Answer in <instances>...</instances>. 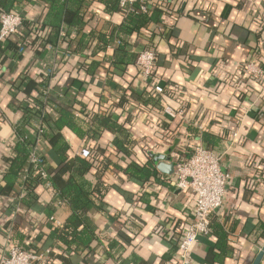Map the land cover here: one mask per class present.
<instances>
[{
  "label": "crops",
  "instance_id": "0c3cea01",
  "mask_svg": "<svg viewBox=\"0 0 264 264\" xmlns=\"http://www.w3.org/2000/svg\"><path fill=\"white\" fill-rule=\"evenodd\" d=\"M149 2L156 20L130 34L120 32L128 54L155 53L149 81L142 80L135 58L113 63L112 33L127 16L124 10L108 13L103 3L90 0L79 30L82 41L73 28L70 37L42 44L50 33L43 24L47 4L14 2L25 21L0 42V258L18 245L49 250L47 264H181L176 247L193 220L195 196L176 187L174 162L197 144L221 156L230 180L223 203L211 215L210 232L193 246L189 264H252L263 246L264 77L246 65L264 70V0ZM100 33L109 38L106 45ZM23 76L41 88L25 82L23 89L16 87ZM156 85L162 88L159 95ZM27 98H33L31 108L38 101L47 117L48 134L39 150L54 184L39 182L20 198L24 186L9 188L4 176L14 155L13 126L23 119L21 104ZM166 106L181 113L169 117ZM59 110L74 115L81 136L66 126L55 130ZM100 115L114 127L99 130ZM50 133L68 144L67 160L54 152ZM116 140H124L127 152ZM84 146L91 165L83 173L77 158ZM151 154L168 157L164 162L173 170L161 172ZM129 162L150 163V175L129 176L124 170ZM71 176L88 191L96 183L106 186L102 198L89 196L85 214L96 239L85 251L67 250L51 235L71 213L60 195ZM217 233L226 234L222 243Z\"/></svg>",
  "mask_w": 264,
  "mask_h": 264
},
{
  "label": "trees",
  "instance_id": "16d2710c",
  "mask_svg": "<svg viewBox=\"0 0 264 264\" xmlns=\"http://www.w3.org/2000/svg\"><path fill=\"white\" fill-rule=\"evenodd\" d=\"M15 1L16 0H0V13L4 11H15L13 9ZM41 1L45 2L48 7L46 19L44 20L43 24L44 26L50 27V33L46 36V38H42V44L57 42V40L61 38L60 31L62 29L65 31V36L63 38L70 37L69 35L71 34V30L75 29L74 35L78 32L77 36L79 37V41H82L84 34H82L79 30L83 27L85 23L84 14L90 0ZM98 1L104 4L105 11L108 13H112L118 11L119 9H122L127 14L124 21L120 25L116 26L115 32L112 33V35H115V52L113 63L125 65L133 61L134 58L136 59L137 54L132 55L127 53V45L126 42L123 40L122 36H120V32L130 34L133 31H138L140 26L146 20H156V18L152 14V10L149 14L141 13L136 10L138 6L137 3H135L132 6L133 9L130 10V8L128 7L121 8L119 5V0ZM21 16L24 23L25 19L23 18L22 14ZM99 38L100 40H102L104 45L108 43L109 38L107 39L104 34L100 33ZM24 82L27 86L32 85L37 90H39L42 86V84L34 83L28 77L24 78L23 76L20 80L17 81L16 87L23 89L22 85ZM21 105L24 111V117L18 124L13 126L14 155L9 159V166L4 176V179L6 180L7 186L9 188H13L15 184H21L22 186H24V194H20V198H24L26 195L32 192L34 186L37 183L49 182L51 185L52 182L54 184V181L50 176V172L47 167L46 157L42 151L41 164L44 165L45 172L47 173V179H42L40 174L34 172H29L25 177V173L27 172V168L29 167L28 159L30 156L31 148L34 145L36 138L32 129V119L35 120L37 117H39L42 113V109L40 106L41 104L38 101H35V105L33 106L34 109L28 106L26 100H24ZM58 112L59 117L52 121V125L55 130L60 131V129L66 126L70 128L73 132H75L77 135L81 136L82 131L75 124L74 115L67 112L66 110H59ZM46 120V114L43 113V123ZM96 122L99 130H110L114 127L113 122L110 120V118L104 115L96 116ZM26 126L29 127V130L26 129ZM47 134L48 133L46 132L45 127H43V140L47 136ZM48 138L50 139L53 145L52 147L54 149V152L57 154L58 158L63 161L67 160V156L65 155V153L68 148V144L64 141V139L58 133H50L48 135ZM113 142L119 147V149L124 152H127V150L125 149L126 146L124 140H116ZM89 160H91V155L87 158H83L81 156L77 158L78 166L80 167V169L83 170V173L88 170L91 165L89 163ZM26 165L27 167L24 170V166ZM146 165L144 167H141L136 162H129L126 168H124V170L125 173H127L133 178H147L150 175L148 168L150 167V163H147ZM105 188V185L101 183H96L94 186H91L89 188L90 190L88 191L87 188L85 189L81 184L76 183L74 178H72L71 176L65 189L61 190V201L67 202L69 204V206L71 207V213L66 219L64 226L61 229L53 228L51 235L62 246H64L65 249L72 251H85L88 245L96 239L94 228L85 213L88 211L92 204L89 196L91 194H97V196H100V198H102L103 190ZM80 225H82V228L81 230L77 231V227ZM217 234L219 236L218 242L220 241L222 243V239L226 238V234ZM51 253L52 252L49 251L48 255L50 256Z\"/></svg>",
  "mask_w": 264,
  "mask_h": 264
},
{
  "label": "built area",
  "instance_id": "2783aa9c",
  "mask_svg": "<svg viewBox=\"0 0 264 264\" xmlns=\"http://www.w3.org/2000/svg\"><path fill=\"white\" fill-rule=\"evenodd\" d=\"M137 3L136 10L141 13L149 14L153 5L149 0H119L121 8L133 9ZM23 23L22 16L17 11H7L0 13V42H4L8 37L15 34ZM65 36V31H60V37ZM139 67L142 80L149 81L152 76L153 64L155 62V53L151 49L140 51L135 60ZM246 69L256 77H264V70L252 62L247 63ZM154 91L159 95L162 88L155 86ZM29 103L32 98L25 99ZM163 113L169 117H175L181 113V110L174 111L171 107L163 108ZM43 112L32 121V129L35 134V143L31 148L29 156V172L40 174L42 179H47L44 165L41 164V152L39 145L43 142ZM78 155L87 158L90 156V150L87 147H81ZM175 185L179 190H190L195 196V205L192 210L193 220L186 227L182 238L176 247V256L181 264H189L191 260L192 248L202 236L209 234L210 219L212 213L223 203L225 189L230 180V175L221 166V156L215 154L210 149L201 144L194 146L187 156H182L174 162ZM48 186L49 182H45ZM50 220L57 223L53 217ZM58 225V224H57ZM49 251L39 252L34 248H23L13 245L9 248L8 255L0 258V264H47Z\"/></svg>",
  "mask_w": 264,
  "mask_h": 264
},
{
  "label": "water",
  "instance_id": "95a60500",
  "mask_svg": "<svg viewBox=\"0 0 264 264\" xmlns=\"http://www.w3.org/2000/svg\"><path fill=\"white\" fill-rule=\"evenodd\" d=\"M152 160L153 162L157 165V168L161 171V172H166V173H170L173 170V164L172 163H166L164 162L165 160L169 159L168 157H166L163 154H158V155H152ZM264 256V244L261 247V249L259 250V252L256 254L252 264H260V261L262 260Z\"/></svg>",
  "mask_w": 264,
  "mask_h": 264
}]
</instances>
